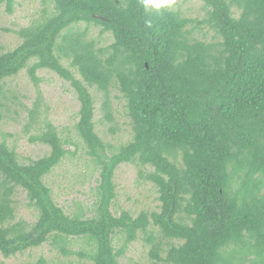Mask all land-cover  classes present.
I'll return each instance as SVG.
<instances>
[{
    "label": "trees",
    "instance_id": "obj_1",
    "mask_svg": "<svg viewBox=\"0 0 264 264\" xmlns=\"http://www.w3.org/2000/svg\"><path fill=\"white\" fill-rule=\"evenodd\" d=\"M50 1L54 8H43L29 26L0 27L22 39L13 50L0 46V107L11 111L7 79L26 69L38 85V70H51L76 92L80 143L41 122L36 107L25 133L41 123L29 140L48 146V154L27 163L0 140L3 256L53 239L63 256L121 264L142 235L153 264H264V0H201L202 19L168 8L146 13L140 0ZM15 3L0 0L8 13ZM92 26L100 27L98 37ZM93 89L102 94L112 134L123 128L111 93L121 95L129 141L115 145L97 132ZM83 145L99 171L96 207L89 214L77 202L78 211L68 214L50 179ZM125 163L156 186L159 210L134 216L112 209L116 171ZM20 190L38 212L34 222L17 219ZM75 240L86 249L68 247Z\"/></svg>",
    "mask_w": 264,
    "mask_h": 264
},
{
    "label": "rangeland",
    "instance_id": "obj_2",
    "mask_svg": "<svg viewBox=\"0 0 264 264\" xmlns=\"http://www.w3.org/2000/svg\"><path fill=\"white\" fill-rule=\"evenodd\" d=\"M48 2V3H47ZM16 0L13 13H8L6 5H0V27H8L18 30L32 24L42 15L43 8H54L53 3L47 0ZM204 3L201 0H175L171 7L172 10H180L186 16L201 18L204 16ZM100 27L92 26L91 35L98 37ZM210 36V34L208 35ZM102 40L110 42L112 37L104 35ZM22 39L14 32L0 31V46L3 52L16 48ZM37 75L40 78L38 85L30 78L27 70H22L18 75L6 80L5 92L10 98L6 102L11 106L8 112L5 107H0V140H6L11 148H14L21 160L29 163L30 160L39 158L49 153V147L41 143H32L29 138L44 127L37 123L25 133L28 123L29 110L34 107L40 113V121H51L56 126L64 138L78 141L75 124L78 121L77 113L80 103L73 86L58 74L51 70L39 69ZM81 78L79 74L76 75ZM96 97V129L97 132L106 140L115 145L124 144L131 138L129 132L130 121L126 116L125 101L117 90H113L112 104L115 120L123 130L112 134L109 131L111 123L103 120L101 111V96L98 91L92 90ZM116 95H119L117 98ZM37 105V106H36ZM67 148L75 149L74 145ZM93 163L85 152L84 145L77 150L76 156L66 158L59 166L53 170L50 183L55 192V201L68 214L78 211L79 202L89 214L90 210H95L94 201L96 200V186L98 172L93 169ZM139 167L134 163L122 164L116 171L115 181L117 184V199L112 209L120 214L123 210L130 211L137 216L141 211L159 210L160 202L156 186L139 174ZM16 216L19 220L34 222L37 220L38 212L29 206L26 192L20 190L15 196ZM53 239H49L40 247L30 248L23 253H18L10 258H5L0 252V264H38L43 259L45 264H69L80 261L86 264H93L90 260L81 258L79 255L63 256L52 245ZM74 251L86 249L85 243L75 240L69 244ZM150 245L140 238L132 243L126 254L121 259V264H153L149 256ZM80 257V258H79Z\"/></svg>",
    "mask_w": 264,
    "mask_h": 264
},
{
    "label": "clouds",
    "instance_id": "obj_3",
    "mask_svg": "<svg viewBox=\"0 0 264 264\" xmlns=\"http://www.w3.org/2000/svg\"><path fill=\"white\" fill-rule=\"evenodd\" d=\"M175 3V0H140L144 11L146 13L151 10H160L162 8L171 7ZM149 27H151V21H147Z\"/></svg>",
    "mask_w": 264,
    "mask_h": 264
},
{
    "label": "water",
    "instance_id": "obj_4",
    "mask_svg": "<svg viewBox=\"0 0 264 264\" xmlns=\"http://www.w3.org/2000/svg\"><path fill=\"white\" fill-rule=\"evenodd\" d=\"M96 16H98V15H96Z\"/></svg>",
    "mask_w": 264,
    "mask_h": 264
}]
</instances>
